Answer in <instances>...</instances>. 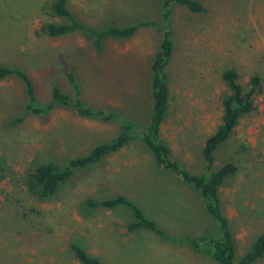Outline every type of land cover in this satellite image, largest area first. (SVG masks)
<instances>
[{"label":"rangeland","instance_id":"rangeland-1","mask_svg":"<svg viewBox=\"0 0 264 264\" xmlns=\"http://www.w3.org/2000/svg\"><path fill=\"white\" fill-rule=\"evenodd\" d=\"M53 2L0 0V66L25 72L39 105L52 101L54 87L75 99L76 89L68 77L73 74L80 98L91 109H116L121 115L137 112L145 119L154 104L149 64L160 50L164 32L171 31L175 49L166 72L172 100L163 139L172 147V159L194 175L209 173L202 150L222 121L223 100L229 94L222 73L236 70L245 88L252 77L261 78L256 109L240 119L232 138L215 153L214 168L227 162L238 166V173L220 189V197L233 223L240 260L264 230V0H202V14L174 5L168 19L163 0H68L71 14L89 29L144 24L133 39L106 37L101 50L84 31L49 37L44 32L47 25L70 24L52 13ZM127 51L135 57L144 52L142 63ZM127 64L138 65L143 75L138 94L124 76L130 79L139 68L124 73ZM28 102L20 78L0 80V264H81L71 244L79 242L91 255L98 253L93 249L96 241L102 251L105 248L96 256L103 264H218L201 251L168 244L171 240L153 232L129 233L126 228L133 220L129 209L88 207V201L127 192L131 195L125 196L144 194L149 196L147 205L140 207L156 206L154 218L167 237H221L201 203L196 204L195 220L192 200L172 178L166 179L172 177L169 172L150 163L153 155L141 144L142 125L126 117L116 127L100 118L81 117L67 106H56L40 117L27 112ZM125 122L130 127L126 149L77 171L55 197L40 198L31 178L39 167H64L70 160L88 156L120 136ZM131 159L138 163L129 166ZM173 187L178 190L172 191ZM172 222L179 227L192 225L194 230L172 234ZM127 235L129 249L111 259L105 256L116 249L118 237Z\"/></svg>","mask_w":264,"mask_h":264},{"label":"trees","instance_id":"trees-1","mask_svg":"<svg viewBox=\"0 0 264 264\" xmlns=\"http://www.w3.org/2000/svg\"><path fill=\"white\" fill-rule=\"evenodd\" d=\"M162 5L165 11L164 18L166 19L170 15V8L174 5L184 6L194 14H201L205 11L203 5L196 0H163ZM51 10L55 16L68 19L70 24L47 25L44 28V32L49 37L56 38L75 31H84L90 37L95 38V45L98 50L102 49V41L106 37L123 40L130 39L144 26V24L125 28L112 26L105 30L86 28L69 11L68 0H54ZM171 36V31L167 30L164 32L160 50L152 64L154 104L151 123L144 129L142 141L151 151L160 168L169 172L179 181L192 187L199 193L205 211L216 222L221 231V237L218 238L202 236L196 238L188 237L182 240L172 239V244H189L192 248L211 257L218 264H255L264 257V232L257 237L252 248L240 260H237L236 242L231 229V223L226 215L220 197V189L228 178L238 173V166L232 162L224 163L218 168H214V165L216 162L215 153L232 138L240 119L243 116L251 114L256 109V100L262 88L261 78L258 76L252 77L250 87L245 88L240 82V76L236 70L228 69L222 73V80L229 91V94L223 100L224 113L222 121L215 133L207 139L202 150L209 173L194 175L172 159V150L163 140L161 134V127L166 120L170 98L166 69L175 49ZM12 75L20 78L25 84L29 100L26 107L28 113L42 117L47 116L59 106H67L73 108L84 118H100L105 122L121 120L122 123L125 120L119 113L93 110L88 107L80 98L79 88L73 74H68V77L76 89L75 99L64 95L57 87H54L52 90V101L44 106L38 104L33 82L25 72L0 66V80ZM129 131L130 127L125 122L120 136L110 143L98 146L88 156L70 160L64 167L54 164L39 167L31 178L40 198L50 199L55 197L60 187L72 178L77 171L98 164L106 156L122 149L130 141ZM87 204L91 209L103 208L112 211L119 208L129 209L133 214V220L126 228L129 233L144 230L153 232L163 239H168L163 229L154 220L149 219L136 203L122 195L99 202L88 201ZM70 250L81 264H103L98 258L90 256L77 243H72Z\"/></svg>","mask_w":264,"mask_h":264},{"label":"crops","instance_id":"crops-1","mask_svg":"<svg viewBox=\"0 0 264 264\" xmlns=\"http://www.w3.org/2000/svg\"><path fill=\"white\" fill-rule=\"evenodd\" d=\"M196 1H198V2H200L202 5L204 4L203 2H202V0H196ZM203 7H204V5H203ZM202 14V13H201ZM143 23V22H142ZM137 25H139V24H137ZM142 28H140L139 30H138V32L141 30ZM138 32L135 34V36L138 34ZM135 36H133L132 38H130V39H133ZM130 39H126V40H130ZM129 49V48H128ZM131 50V49H130ZM127 52H130V51H127ZM132 56V58H134V59H137L136 61L138 62V61H141V63H142V60L144 59V56H145V53L143 52V53H141L140 54V56H138V57H135L134 56V54H133V52H130V53H128V56ZM157 55V54H156ZM156 57V56H155ZM155 57H154V59H155ZM132 60L131 62H133V61H135V60ZM154 61V60H153ZM153 61H151L150 62V64H149V69H148V71H149V74H150V72H151V76L149 77L150 78V83L153 81V72H152V64H153ZM128 65V69L127 68H125L124 69V73H125V71H132V72H137L138 71V68H139V72L137 73V74H135V75H132L131 77H130V79H129V76L128 75H125L124 77H126V79H128L131 83H132V88H133V90L134 91H136V93L138 94L140 91H141V85L143 84V82H144V79H143V75H142V73H141V71H140V67H138V65H132L131 67H130V64H127ZM170 66V65H169ZM169 80H168V86H169ZM153 90V89H152ZM169 91H170V98H169V104H168V112H167V116H166V120H165V122L163 123V125H162V127H161V134H162V138H163V127H164V125H165V123H166V121H167V119H168V116H169V111H170V108H171V100H172V90H171V86H169ZM121 97H124V96H121ZM125 103H127L128 102V97H127V100L125 101V100H123ZM152 109L153 108H151V109H149V112H148V114L146 115V118L144 119L142 116H141V114H139V113H137V112H135V115H121V111H118V110H116V109H113V110H109V111H107V112H116V113H119L120 114V116L123 118V119H125L126 120V117L129 119H131L132 121H134L135 123H136V126H140V125H142L143 127H140V128H143V129H146L149 125H150V123H151V114H152ZM127 112V111H126ZM137 113V114H136ZM109 122H112L113 123V125L114 126H118L117 124L118 123H121L122 124V121L121 120H113V121H109ZM120 135V134H119ZM116 139V138H115ZM114 140V139H113ZM164 140V139H163ZM165 141V140H164ZM166 142V141H165ZM141 144H144L143 143V141H142V143ZM166 144L171 148V150H172V147L166 142ZM130 145V141L122 148V149H120L118 152H120V151H123L124 149H126L128 146ZM145 145V144H144ZM146 146V145H145ZM147 147V146H146ZM118 152H116V153H118ZM153 155V154H152ZM107 157V156H106ZM105 157V158H106ZM136 159V158H135ZM104 160V159H103ZM102 160V161H103ZM131 162L129 163V166H133V165H135L136 163H138V161L137 160H134V159H131L130 160ZM150 163L151 164H154L155 165V167L156 168H158L161 172H164V170L162 169V168H160L159 166H158V164H157V162H156V160H155V158H154V156H153V158L151 159V161H150ZM173 179L172 180V183L173 184H178V186H179V188L180 189H182L183 190V193H184V195L185 196H188L189 198H190V200H192V203H191V201H190V203L192 204L191 205V210H192V215L195 217V220H197V217H196V215H195V212H196V210H197V203H201V205H202V207H203V209H204V206H203V202H202V199H201V197H200V195H199V193L197 192V191H195L192 187H190V186H188L189 188H191V189H189L188 187L186 188V187H184V186H182V184H184V183H182L181 181H179L176 177H174L173 175H172V177L170 176V175H167L166 176V179H168V180H170V179ZM176 182H175V181ZM178 182V183H177ZM179 182H181V183H179ZM185 185V184H184ZM185 186H187V185H185ZM173 189L175 190V192L178 190V188H175V187H173L172 188V191H173ZM185 191V192H184ZM187 192V193H186ZM178 193H180V192H178ZM174 194V193H173ZM120 195H122V196H124V197H126L127 199H129V200H131V201H135L136 203H138L137 205L140 207L142 204H144V205H147V199L149 198V196H145L144 194H139V195H135L134 194V197L133 196H125V195H131V193H129V192H127V193H123V194H120ZM115 196H117V195H115ZM114 197V196H113ZM112 198V197H111ZM177 198H180V197H178L177 196ZM108 199V198H107ZM174 199H175V197H174ZM182 199V198H181ZM222 200V199H221ZM134 202V203H135ZM149 205L150 206H146V208H142V207H140L142 210H143V212H144V214L149 218V219H151V220H154L157 224H158V222H157V220L154 218V210L155 209H157L156 208V206L155 205H153L152 203H149ZM95 209H97V208H95ZM107 210V209H106ZM204 212L206 213V215L207 216H209L208 214H207V212L205 211V209H204ZM156 214V213H155ZM226 215H227V217L229 218V220H230V223H231V227L233 228V223H232V220H231V218H230V216L226 213ZM261 219V217H259V219H258V221ZM257 222V221H256ZM130 223V222H129ZM262 223L264 224V219L262 220ZM159 225V224H158ZM176 227H178V229H176ZM161 228V227H160ZM193 230H194V226H192V225H186V224H184V223H182V227H179V226H177V224H174L173 222H172V234L173 233H178V232H181V231H184V233H191V231L193 232ZM104 231H106V233L108 234V231L107 230H105L104 229ZM111 231H112V229H111ZM165 231V230H164ZM166 232V231H165ZM264 232V230H261L260 231V233L257 235V237L261 234V233H263ZM112 234H113V232H111ZM110 233V234H111ZM137 233V232H136ZM167 233V232H166ZM157 235V234H156ZM96 235H94L93 237H95ZM113 236H114V234H113ZM158 237H160L159 235H157ZM194 236H196V235H194ZM93 237H91V239L90 240H92L93 241ZM173 237V236H172ZM188 237H191V236H184V237H173L172 239H177V240H182L183 238H188ZM196 237H202V236H196ZM257 237H256V239H257ZM129 238V236L127 235V237L125 236V237H123V236H121V237H118L117 239L118 240H116L115 242H116V245H115V247H114V245H113V247L114 248H116L115 250H112V251H109V253L108 252H106V253H104L105 254V256H108L110 259L113 257H115L116 256V254L119 252V251H121V252H123V249H129V243H128V241L126 240V239H128ZM160 238H162V237H160ZM193 238V237H192ZM97 239V237H95L94 238V241ZM168 239L169 240H172L171 238H169L168 237ZM106 241V240H105ZM256 241V240H255ZM168 242V241H167ZM106 243H108V244H113L112 243V240H109V241H106ZM156 243L157 242H154L153 244H152V247L153 248H155L156 247ZM255 243V242H254ZM168 244H172V242L171 241H169L168 242ZM183 244H185V243H183ZM78 245H80V243L78 242ZM181 245V244H180ZM186 245H188V246H190L189 244H186ZM177 246V245H176ZM179 246V245H178ZM191 247V246H190ZM192 248V247H191ZM93 249H95V250H98V253H96V254H92L91 253V255H92V257H95L96 258V256L98 255V254H100L101 252H105V248L103 247V251L101 250L102 249V247L101 246H98V244H97V241L94 243V246H93ZM249 251V250H248ZM87 252V251H86ZM88 253V252H87ZM90 253V252H89ZM237 253L238 252H236V256H237ZM247 253V252H246ZM90 255V254H89ZM90 255V256H91ZM242 255V254H241ZM122 256L123 257H125L126 256V254L125 253H122ZM207 256V255H206ZM209 257V256H208ZM209 258H211V257H209ZM212 260V259H211ZM261 260H264V257L261 259ZM261 260H259V261H261ZM256 262L255 264H259L260 262Z\"/></svg>","mask_w":264,"mask_h":264}]
</instances>
